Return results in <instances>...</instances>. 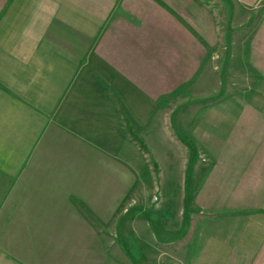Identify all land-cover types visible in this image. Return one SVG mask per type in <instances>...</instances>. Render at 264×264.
Wrapping results in <instances>:
<instances>
[{"label":"crops","instance_id":"1","mask_svg":"<svg viewBox=\"0 0 264 264\" xmlns=\"http://www.w3.org/2000/svg\"><path fill=\"white\" fill-rule=\"evenodd\" d=\"M192 2L0 0V264H264L263 167L185 197L164 163L161 108L208 40ZM185 200L209 212L181 247Z\"/></svg>","mask_w":264,"mask_h":264},{"label":"rangeland","instance_id":"2","mask_svg":"<svg viewBox=\"0 0 264 264\" xmlns=\"http://www.w3.org/2000/svg\"><path fill=\"white\" fill-rule=\"evenodd\" d=\"M192 3L195 36L202 41L199 35L203 33L209 41L196 45V53L202 55L195 61L196 74L180 80L184 82L166 98L160 111L166 120L164 128L173 135L164 140V151L166 145L179 150L172 158L164 154V163L178 159L184 180L180 191L185 197L190 180L196 191L209 181V191L217 193L220 182L234 180L235 169L241 165L255 169L244 173L247 179L257 174L259 165L264 169V0ZM185 62L181 60L180 67ZM185 201L179 204L185 214L179 216L177 226L181 247L193 242L192 229L197 234L201 227L198 212L202 208L209 212L201 204ZM234 206L212 203L210 211ZM192 212L194 220L190 219Z\"/></svg>","mask_w":264,"mask_h":264}]
</instances>
